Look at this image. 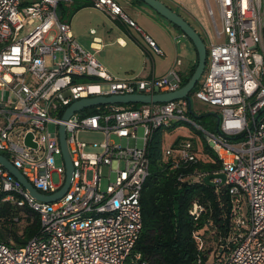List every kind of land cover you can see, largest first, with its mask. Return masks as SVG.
<instances>
[{
    "label": "built area",
    "instance_id": "1",
    "mask_svg": "<svg viewBox=\"0 0 264 264\" xmlns=\"http://www.w3.org/2000/svg\"><path fill=\"white\" fill-rule=\"evenodd\" d=\"M85 1L140 30L117 0ZM205 1L220 41L207 43L206 78L191 95L220 108L215 131L190 117L187 99L132 108L92 106L65 120L68 108L83 98L172 92L184 78L171 70L162 77L117 79L76 40L70 23L61 20L59 7L75 0H0V155L40 193L53 194L66 181L60 140L64 125L74 167L66 193L45 202L0 163V203L29 207L41 222L39 233L22 245L0 236V264H128L143 229L149 142L156 129L166 132L176 122L200 132L220 164L215 173L226 174L234 205L249 208L238 219L242 231L237 245L221 264H264L263 0H214L221 30L210 0ZM144 40L149 58L165 54L151 36L144 34ZM82 131L102 133L104 140H82ZM14 133L24 137L23 144L12 140ZM30 133L35 148L25 143ZM164 156L174 158L178 167L196 162L199 153L191 139H182L167 145ZM203 210L195 202L191 212L198 217ZM134 258L147 264L142 253Z\"/></svg>",
    "mask_w": 264,
    "mask_h": 264
},
{
    "label": "trees",
    "instance_id": "2",
    "mask_svg": "<svg viewBox=\"0 0 264 264\" xmlns=\"http://www.w3.org/2000/svg\"><path fill=\"white\" fill-rule=\"evenodd\" d=\"M81 7H75L72 13ZM196 66L184 77L182 86ZM181 125L176 122L172 127ZM165 133L156 129L148 145L151 173L141 197L143 229L128 264H140L135 253H142L147 264H207L211 256L213 264H221L237 245L236 237L242 231L238 221L243 216L242 206L236 208L228 186L212 187L204 182L206 175L219 171L220 164L199 131L178 135L171 143L191 139L199 153L196 162L178 167L174 158L164 156ZM195 202L204 206L198 217L191 212ZM40 229L39 215L31 208L0 203V236L5 242L22 245Z\"/></svg>",
    "mask_w": 264,
    "mask_h": 264
},
{
    "label": "crops",
    "instance_id": "3",
    "mask_svg": "<svg viewBox=\"0 0 264 264\" xmlns=\"http://www.w3.org/2000/svg\"><path fill=\"white\" fill-rule=\"evenodd\" d=\"M118 1L124 11L136 21L140 30L128 27L112 17L109 12L97 9L85 0H76L73 2L74 7L83 6L71 16L69 21L76 40L93 53L112 47L133 48L137 54L140 53L142 60L138 67L141 73L130 76L129 79L162 77L168 75L171 70H177L183 78L186 77L198 62V54L191 40L177 26L160 16L141 0ZM161 1L182 15L206 42L205 35L209 34L211 18L205 0ZM144 34L156 40L165 54L160 56L151 53V58H149L146 53L147 45ZM185 47H191L194 50V58L189 57L187 53L184 55V50H187ZM133 67L136 66L133 65ZM106 69L111 73L107 67ZM187 134L188 132H185L180 135Z\"/></svg>",
    "mask_w": 264,
    "mask_h": 264
},
{
    "label": "water",
    "instance_id": "4",
    "mask_svg": "<svg viewBox=\"0 0 264 264\" xmlns=\"http://www.w3.org/2000/svg\"><path fill=\"white\" fill-rule=\"evenodd\" d=\"M153 10H155L160 16L165 18L167 21L171 22L177 26L185 36L191 40L196 48L198 54V62L190 79L181 88L166 93L159 94H127V95H111V96H95L91 98H83L81 100L73 103L64 115V119L67 120L71 115L87 107L99 106V105H119V104H155L164 103L173 100L187 99L191 100L192 91L195 89L198 83H200L207 65V43L201 34L178 12L171 9L167 4L161 0H141ZM217 126L220 122V116L216 114ZM60 140L62 145L63 157L66 164V181L65 184L55 193L46 195L40 193L22 174V172L17 169L9 160L4 156L0 155V163L6 167L22 184L30 191V193L40 201L53 202L61 198L68 190L71 178L73 174V163L72 158L68 149L67 139H66V129L64 125L60 126ZM28 146L36 147V143L33 142L32 134H28L25 140ZM204 182L212 187H222L227 183V177L225 173H213L208 174L204 177ZM219 184L217 185V181Z\"/></svg>",
    "mask_w": 264,
    "mask_h": 264
},
{
    "label": "rangeland",
    "instance_id": "5",
    "mask_svg": "<svg viewBox=\"0 0 264 264\" xmlns=\"http://www.w3.org/2000/svg\"><path fill=\"white\" fill-rule=\"evenodd\" d=\"M76 1V0H75ZM118 1V0H117ZM119 2V1H118ZM212 9L214 11L215 19L217 21L218 27L221 30V22L219 17V12L217 10L216 4L214 0H210ZM76 7V6H75ZM73 3H66L63 2L62 6L59 7V13L61 14V20H64L68 23H70L71 16L73 15L74 10ZM263 8H264V0H263ZM210 28H209V34H206V43H209V41L212 39L214 41L219 42L220 40L216 37V32L214 28V24L212 22V19H210ZM26 33V32H25ZM186 48V47H185ZM187 50H184V55L187 53L189 57L194 58L195 52L194 50L189 47L186 48ZM94 54L99 62L102 63L104 67H107L111 73L120 80H127L130 76L140 74V60H142V55L133 49H124L119 47H112V48H103L102 50L94 51ZM183 58L187 56H182ZM135 65L136 67H133ZM206 78V72L204 73L202 79L200 82H204ZM81 81H84L83 79ZM96 82H101V80L95 79ZM142 104H138L137 106L140 107ZM119 106L126 107V108H132L136 107L129 104H119ZM191 107L192 111L190 114V117L194 119L198 124L202 125L204 128L215 131L217 126V120H216V114L220 115L221 111L220 108L217 106H211L207 103H204L197 98H195L193 95H191ZM93 109V108H90ZM182 123L181 126L178 127H172L168 128L166 131V137H165V147L169 144H171L180 134H183L185 132H196V129L186 123V122H180ZM140 135H142V131L139 132ZM40 136V135H39ZM186 136V135H181ZM80 139L88 141V142H100L104 140V135L102 133H96L92 131H82L79 135ZM12 140H14L17 144H23L24 143V137L21 135H18L17 133H14L11 135ZM44 139L43 137L40 138ZM112 140L121 143L123 145L126 144V139H120L116 136H112ZM89 151H99L98 149L89 148ZM42 152V151H41ZM39 152V155L41 154ZM57 162L61 163V158L57 157ZM56 177V176H55ZM92 177V173L89 172L88 178ZM242 215L247 216L249 213V208L246 203L242 206ZM213 256L210 257L207 264H213Z\"/></svg>",
    "mask_w": 264,
    "mask_h": 264
}]
</instances>
